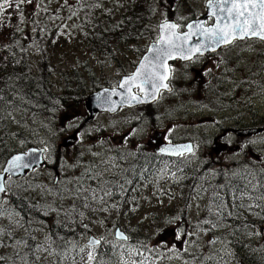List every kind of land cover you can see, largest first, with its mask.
<instances>
[{"label":"rangeland","instance_id":"obj_1","mask_svg":"<svg viewBox=\"0 0 264 264\" xmlns=\"http://www.w3.org/2000/svg\"><path fill=\"white\" fill-rule=\"evenodd\" d=\"M100 1L33 0L32 4H25L20 9L24 14L25 35H28L24 45L32 67L39 70L40 63H49L48 69L53 71L51 80L54 82L51 91L55 98L50 111L35 110L30 102L25 103L20 98L24 107L13 109L8 106L5 109L7 115L4 123L0 124V169L13 154L30 147H45L48 151L46 166L24 178L7 181L8 191L0 204V262L73 264L77 261L78 264H92L93 259L88 260L89 253L97 260L105 245L113 243L118 264H130L127 262L130 257L136 261L134 264H205L206 258L207 264L211 258L208 254L215 251L225 255L219 256L218 261L214 257L218 264H240L242 257L235 252L240 239L237 235H226L235 223H225L224 218L233 213L246 215L248 233L259 231L262 238L259 243H263L264 209L245 199L232 203L231 207L228 206L231 202L228 205L215 202L220 196L224 197L223 192L228 197L234 193L237 197L246 198L244 192L249 189L243 192L240 184L244 179H238L232 185V179L202 178L209 175L219 178L227 174V178L234 175L244 177V173L249 175L250 172H254V178L264 171V132L251 136L236 132L249 127H264V94L250 99L252 107L258 112L257 118H253L243 101L247 89H239V83L247 75L243 68L247 61L245 54L253 58L257 44L235 43L217 53L186 62L175 61L170 80L173 88L162 94L157 102L124 107L114 115L100 113L89 129L81 132L86 117L84 102L87 96L77 99L75 109L70 108V104L63 105L65 101H61L59 96L65 93V86L59 71H71L88 60L96 76L102 77L97 85L101 83L102 88L118 87L122 78L132 74L139 63L143 53L139 49H148L149 44L158 38V24L173 20L172 17L177 16L176 2L185 0L153 1L158 7L156 38L143 37L129 47L106 56L98 50L91 54L80 45L77 37L81 33L82 18L87 17L84 6H87L88 15L90 12L95 15ZM131 1L111 0L115 4V15L111 20L120 19L121 12L127 10V3ZM136 1L146 6L148 0ZM207 1H188L187 9L196 14L191 20L199 19L206 13ZM241 54L245 56L241 57ZM210 85H215V88L211 90ZM223 93L229 98L218 97ZM70 100H74V96ZM74 132L78 136L77 143L60 150V146ZM159 132L166 133V140L193 141L195 151L177 164L146 156L159 146ZM82 145L88 146L82 148ZM134 160H138L141 166L146 163L145 169L155 165V170L134 189L128 188L131 180L123 188L120 186L123 178L143 179L138 174L131 178L128 175L131 173L124 171V167ZM114 161L117 163L114 164ZM55 166L60 172L57 182ZM201 170H204L201 179H190L183 184L187 175L200 173ZM248 180L251 187L259 181ZM101 184L113 190L115 188V191L117 188L118 193L124 190L123 193L128 194V203L118 202L109 194V189L103 188L106 194L100 192ZM23 193L29 201L37 204L38 214L32 213L34 215L23 218L19 213L13 201ZM55 221L68 226L71 233L70 239L63 242V247L52 236L51 227L54 228ZM114 223L120 224L119 228L125 232L142 227L141 234L147 237L145 240L143 236L138 242L135 237L139 232H127L131 241L134 239L138 243L132 245L129 252H134L129 258L122 244L125 241L115 237ZM251 223L257 224L256 227L249 228L247 225ZM91 236L101 239L102 244L94 248L89 246ZM143 244L150 250L148 258H143L140 253L141 249H145ZM77 249L85 255L84 260L80 261ZM139 255H142L141 260H137ZM103 264L108 263L103 261Z\"/></svg>","mask_w":264,"mask_h":264},{"label":"trees","instance_id":"obj_2","mask_svg":"<svg viewBox=\"0 0 264 264\" xmlns=\"http://www.w3.org/2000/svg\"><path fill=\"white\" fill-rule=\"evenodd\" d=\"M153 1L155 0H148L146 6L144 3L139 5L136 0L127 3V10L121 12L122 16L118 20H111V18H113V16L115 15L113 13V11H115V4L111 3V0H105V2L104 0H101L97 6V12L95 15H93L92 12H90L88 15L86 12L87 6H84V15H87V17L82 18L80 30L81 33L77 36L80 39V45L85 50H89L91 54L98 50L104 52V56H106L110 52H114L115 54V51H118L119 49L125 47H129L131 44L136 43L143 37L148 38L149 36L151 40H154L157 36V22L155 21V18L157 17L156 8L158 7L154 5ZM188 1L189 0L176 2L177 7L175 13L177 14V16H173V19L179 21H187L196 17V14L187 9ZM16 2L17 0H13V3ZM101 10H103V15H101ZM22 14L23 13L21 12V10L8 8L5 11L3 17H0V124L4 123V118L7 115L5 109H7L8 106H11L13 109L19 108L20 106H25L23 102L20 103L21 101H19L18 98L23 100L25 103L30 102V104L35 107V110L38 111L44 112L46 110L50 111L53 109V105L51 102L54 101L53 98H55V94L51 91V85L54 84V82L51 80L52 70L48 69L49 63L45 62L39 64V70H35L32 67L31 58L29 59L27 48L24 45V43L28 41V35H25L26 29H24L22 22L24 14ZM91 15L93 16V18L91 17ZM36 24L39 25L40 22L36 21ZM240 42L241 44H248V42L257 44L256 52L253 58L250 59L249 55L244 53L247 56L245 57L247 58V61L243 68L245 69V73L247 72V75H245V80L243 79L242 82L239 81V89H247V93L243 101L246 103V105H248V110L251 111L252 117L257 118V109L252 107L250 99L255 96L264 94V43L258 39L250 41H237L236 43L238 44ZM146 50L147 47H141L139 49V52H143V55ZM244 54H241L240 56L243 57L245 56ZM240 56H237L236 58ZM236 58L233 60H236ZM59 75L64 81L63 84L65 86V93L62 96H59L60 98H58L61 99V101H65V104L63 105L70 104L69 107L73 109L76 108V104H78L77 99L79 97H86L91 94V92L100 90L103 86L101 83L97 85V81H100L102 77L101 75L96 76V72L89 66L88 60L75 66V68L71 71H59ZM220 82L221 85L224 86V80L221 79ZM209 87L212 90L213 88H215V85H210ZM214 93L215 91H213V94ZM210 95L212 96V94ZM73 96L74 100H70L71 98H73ZM218 97L222 99L229 98L228 95L224 93ZM30 104L27 105L29 106ZM226 106L231 108L230 105ZM146 156L154 159L158 157V153L152 151L146 154ZM145 166L146 163L141 166L138 160H134L133 163L125 166L124 171L127 172V174L131 173V175L128 174L131 178H134L133 176H137L138 174V177H143V179L123 178L121 179L122 184L120 183V186H122L123 188L127 187V182L131 180L132 184L130 183V185H128V188L132 187V189H134L140 181H144L155 170V165L154 167L148 169H145ZM203 174L204 170H201L200 173L194 172L193 174L187 175L183 179V184H187L190 179H201L203 177ZM227 175H223L219 178L209 175L206 176L208 178L203 177L202 179H232L230 180V183L232 185L236 181H239L238 179H244V181H240V184L243 188V192L249 189L247 193L244 192V196L246 198H242L241 196L237 197L234 195V193L228 197L223 192L224 197L223 195L220 196V199L215 201L216 203H226V205H228L231 202V204L228 205L231 207L232 203L235 204L234 202L237 203L245 199L246 201L251 202L254 205H259L260 209H264V171L260 172V174L258 173L254 178L252 177L254 175V172L252 174L250 172V176L244 173V177L234 175L231 178H227ZM248 179H258L259 181L255 186L251 187V182ZM170 181H173V179H170ZM101 185L99 187L101 189L100 192L106 194L105 190L109 189V194H112V196L117 199L118 202L128 203L129 198H126L128 194L123 193L124 190H122L121 193H118L117 188L115 191V188L113 190L110 187ZM248 185H250L251 188ZM219 200H221V202H219ZM13 204L15 205L19 213L24 216L23 218H27L30 214L34 215L32 213L38 214V209H36L37 204L29 201L24 193L17 195V198L13 201ZM220 209L223 210L222 208ZM237 218H239V220H237ZM27 221L30 222L29 220ZM224 221L225 223H231L232 221H234L235 223L232 225V229L228 233H226V235H237L238 239H240L239 241H237L235 251L236 253H239V256L242 257L243 262H241L240 264H264V242L259 243L260 240H262V238L259 237V231L253 230L251 234L248 233L246 228L247 216L233 213L232 216L224 218ZM248 222H250L249 218ZM256 225L257 224L251 223L247 226L253 229L254 227H256ZM114 227L118 228L120 227V224L114 223ZM68 228V226L61 224V222L59 221L54 222V228L51 227V231H53L52 236L57 240V243H59L58 245L60 247L64 246V241L66 242L68 241V239H70L71 233L68 232ZM142 230V227H135L131 232H127L131 234L139 232V235L137 234L135 238H137L138 242H141L143 236L145 240L147 239L144 234H141ZM252 235L253 237H251ZM132 241L129 237L128 240L122 243L125 247V253H128V258L132 256L131 254L134 252H129L131 247L133 248L132 245L138 244L135 243L134 239H132ZM232 243L236 245L233 239ZM126 248H128V250H126ZM144 248L145 249H141L140 253L143 255V258H148L150 256V250H148L147 245H144ZM114 249L115 246L113 243L105 245L104 251L98 253L100 256L97 260L94 257L92 264H103V261H106L108 264H118V256L115 254ZM138 250L140 249L138 248ZM80 252L81 251L77 249V253L80 254L79 259L80 261H82L85 259V255ZM216 252L217 251L208 254V257L211 258L207 261V264H218L215 261L214 257L218 261L219 256H225L220 255ZM142 255H139V259L137 260H141ZM16 256H18V254H16ZM206 260L207 258L205 259V264ZM76 262L77 261H74L73 264H78V262ZM127 262L130 264H134L136 261L132 260V258L130 257L129 259H127ZM0 264H4V262H0ZM60 264H71V262Z\"/></svg>","mask_w":264,"mask_h":264},{"label":"snow or ice","instance_id":"obj_3","mask_svg":"<svg viewBox=\"0 0 264 264\" xmlns=\"http://www.w3.org/2000/svg\"><path fill=\"white\" fill-rule=\"evenodd\" d=\"M33 0H0V17H3L8 8L20 10L25 4H32ZM208 8L210 10V18H214L212 26H206L204 22L195 25L188 24V31L180 33L178 29L180 25L165 21L160 25L161 35L158 37L155 46L150 49L155 55L152 59L144 57L137 70L125 77L118 85L124 89L126 100L128 103L135 101L137 103L145 102L149 95L155 99V93H158L161 88H168L165 81L168 79L167 60L175 58V54L179 53L182 59H191L193 55L209 48L215 49L221 45H228L235 40H243L246 38H257L264 40V0H208ZM22 18V16H21ZM193 36H197L198 42L191 45L190 41ZM203 40H200V38ZM146 85H151L152 92L149 93ZM133 88L139 93H143L142 98ZM108 90L106 89L105 92ZM120 95L121 100H125V95L119 93L114 88L109 96ZM114 103V102H113ZM111 111H115L113 106ZM36 150H33L35 152ZM168 152L169 149H161ZM172 154L182 156L185 151L191 152V146H181L171 149ZM23 156H16L12 159L6 171L11 172L15 168H26L29 165L23 163ZM5 191L3 183H0V193ZM118 237L127 240L123 233H117ZM99 241H90V246L95 247ZM94 259L89 253L88 260Z\"/></svg>","mask_w":264,"mask_h":264},{"label":"water","instance_id":"obj_4","mask_svg":"<svg viewBox=\"0 0 264 264\" xmlns=\"http://www.w3.org/2000/svg\"><path fill=\"white\" fill-rule=\"evenodd\" d=\"M206 7H207V11H206V13L202 17H200L199 19L192 20L188 24L195 25L197 23L204 22L206 24V26H209V27L212 26L215 21H214V18H212V23H209V20H210V15H209L210 10L208 8V1L206 3ZM164 22L165 21H163V22H161L159 24V28H158L159 36L161 35L160 25L162 23H164ZM167 22H169V23H176V24L180 25L175 20H167ZM187 25L184 26V30H181L179 28L178 31L180 33L187 32L188 31ZM157 39L155 41H153L152 43H150L147 51L142 56L140 62L136 66V68L133 71V73L137 70V68L140 65V63L144 60V57L147 56L150 59H152L154 57L155 53L154 52H150L149 50L152 49L155 46ZM246 39H257V38H246ZM246 39H243V40H246ZM200 40H203V38L201 37ZM258 40H260V39H258ZM235 41H241V40L238 39V40H235ZM261 41L264 42V40H261ZM197 42H198L197 36H193L192 39H191V41H190L189 46L195 45ZM231 44L221 45L219 47H215L214 50H213V48H209L207 51H203V54L197 53V54L193 55L191 59H187V60L182 59L180 57V54L179 53H176L175 54V58L167 60L168 79L165 81V83L168 84V88H166V89L161 88L158 93H155V99H153L152 96L149 95L148 98H147V100L145 102L137 103L135 101H132L131 103H128L127 100H126L125 90L124 89H121L119 87H116L115 89H116L117 92L125 95V100H121V96L120 95H111V96H109V93H111L114 88H103L101 90H98V91H95V92L91 93L87 97L86 102H85V108H86V111L88 112L87 121L92 120L95 117V115L98 114V113L108 112L110 114H115V113L119 112V110L121 108H123V107L133 108L135 106L150 105V104L155 103L160 98L162 92H164V91H171L172 90V86H171V84L169 82L170 79H171V76H172V70H171V63L172 62L177 61V60H181L182 62H186V61L192 60V59H194V58H196L198 56H205V55L210 54V53H217L220 50H222V49L230 46ZM125 77H127V76H125ZM125 77H123L121 81H123V79ZM145 87L148 89L149 93L152 92L151 85H146ZM106 89L108 90L107 92H105ZM135 90L136 89L133 88V92H136ZM136 93L138 95H140L142 98L144 97V94L143 93H139V92H136ZM113 106H115V108H116L115 111H111L110 110ZM263 130H264V128L259 127V128L240 129V130H236V132L238 134H241V135H252V134H257V133H259V132H261ZM75 141H76V134H74L70 138L66 139L64 141L63 145H71V144H74ZM163 146L164 147L161 148V149L167 148L170 151H168V152L162 151V152H164V154H169V155H174V154H172L171 149L177 148V147H181V146H191V149L193 150L192 143H190V144L189 143H186V144L170 145V146H167V147H166V145H163ZM161 149H160V151H161ZM33 150H36V151L33 152ZM185 152H187V151H185ZM16 156H23V158H24L23 159V163L24 164H28L29 166L26 167V168H15V169H12L11 172L6 171V169H8V167H9V164L12 161V159L14 157H16ZM46 163H47V160H46V148H44V147H35V146H33V147L28 148L25 152H18V153L13 154L7 160V162L4 165V167L0 170V183H3L4 184V187H5V191L2 192V193H0V204L3 202L4 197H5V194L8 191V188H7V185H6V180L8 178H22V177L26 176L27 174H30V173L34 172V170L44 167L46 165ZM57 177L58 176L56 175L55 182H57V180H58ZM118 232L119 233H123V235L127 237V240L129 239L128 234L125 231H123L121 228H117L116 229L115 236H116L117 239L123 240V239H120L118 237V235H117ZM92 240H97V241H99V244L101 243L100 239L96 238L95 236H91L90 237V240L88 241V245L89 246H90V241H92ZM99 244H97V245H99Z\"/></svg>","mask_w":264,"mask_h":264},{"label":"flooded vegetation","instance_id":"obj_5","mask_svg":"<svg viewBox=\"0 0 264 264\" xmlns=\"http://www.w3.org/2000/svg\"><path fill=\"white\" fill-rule=\"evenodd\" d=\"M98 117V116H97ZM97 117H95L91 122H86L85 120H84V122H83V125H82V127L80 128V131L81 132H84V131H86L87 129H89V126L94 122V120L97 118ZM232 129V128H231ZM158 135H159V137L161 138L160 140H158V143H159V146L158 147H156L153 151H155V152H157L158 153V157H161L162 159H163V161H165V162H174L175 164H177V163H179L180 162V160H182V159H184L185 158V156H187V155H190V153H187V152H185L182 156H180V155H174V156H170L169 154L167 155H165L164 154V152H160L159 151V148H160V146H162V145H166V147L167 146H170V145H177V144H186V143H191V142H193V141H191V140H188V141H180V140H178V139H174V140H166V138H164L165 136H166V133L165 132H159L158 133ZM80 140V139H79ZM77 143V142H76ZM73 146V145H72ZM86 146H88V145H85V146H83L82 145V148H85ZM70 147V146H69ZM64 148V146L63 147H60L59 149L60 150H62ZM81 148V149H82ZM195 150H194V146H193V150L191 151V154L194 152ZM79 152H80V150H79ZM115 158H117L116 156H115ZM117 163V161H114V164H116ZM38 170V169H37ZM54 171H55V177H56V175L58 176L57 177V179H59L60 178V172H59V168L57 167V166H55L54 167ZM28 176V175H27ZM26 177V176H25ZM24 178V177H23ZM56 179V178H55Z\"/></svg>","mask_w":264,"mask_h":264},{"label":"bare ground","instance_id":"obj_6","mask_svg":"<svg viewBox=\"0 0 264 264\" xmlns=\"http://www.w3.org/2000/svg\"><path fill=\"white\" fill-rule=\"evenodd\" d=\"M170 82V84H171V86H172V88H173V85H172V83H171V81H169ZM252 135H256V134H252ZM243 136H251V135H243ZM164 146L162 145V146H160V148H159V151H160V149L161 148H163ZM120 195V194H119ZM220 206V205H219ZM217 208V207H216ZM19 216V215H18ZM47 216V215H46ZM48 218V217H47ZM39 225H41V224H39ZM33 233V232H32Z\"/></svg>","mask_w":264,"mask_h":264}]
</instances>
